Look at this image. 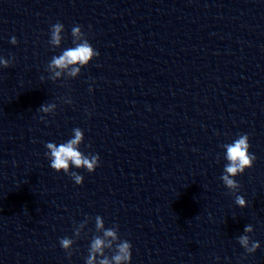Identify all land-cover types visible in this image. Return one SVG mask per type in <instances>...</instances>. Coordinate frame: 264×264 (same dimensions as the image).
Segmentation results:
<instances>
[{"label":"clouds","instance_id":"1","mask_svg":"<svg viewBox=\"0 0 264 264\" xmlns=\"http://www.w3.org/2000/svg\"><path fill=\"white\" fill-rule=\"evenodd\" d=\"M63 32L64 25L62 23L57 22L51 25L48 43L54 48L60 47L64 39ZM71 36L74 46L63 50L58 56H53L46 66L45 70L50 73L48 79L53 82L61 78L74 79L78 77L81 69L99 56V52L90 44L80 25L72 27ZM10 43L13 45L18 43L15 36L10 39ZM14 59V57L10 59L0 57V66L9 68L12 66ZM41 80H44L43 76ZM91 90L90 87L89 91ZM64 102L72 103L70 99H65ZM56 108L57 105L55 103H45L38 110L47 115L54 114ZM44 118L43 115L40 117L42 121ZM72 132V138L66 142L60 144L47 142L45 145L47 149L45 155L50 161L51 169L57 173L63 172L69 175L75 184L82 185L84 177L75 171H71V168L85 169L88 173H93L100 164V157L98 154L92 153L85 155L79 150L80 145L84 142V132L82 129L74 128ZM87 147L90 148L91 145L89 144ZM222 147L225 149L224 158L227 163L224 166L220 179L230 193L236 194L239 192L241 185L235 177L242 175L246 169L252 168L256 156L249 151L251 145L247 134H240L232 143L224 144ZM235 203L242 209L247 207V201L241 195L235 196ZM87 222L88 218L74 228V238L63 237L60 239V246L68 257L72 256L75 240L80 238L81 230L85 228ZM95 228L102 235L93 236L88 248L86 264H130L132 244L128 240L120 239L119 226L114 225L111 228L105 229L103 219L100 216H96ZM253 231L252 225H246L244 234L237 237L239 245L248 254L255 253L260 248V243L250 238L249 234ZM109 252L111 256L107 254Z\"/></svg>","mask_w":264,"mask_h":264}]
</instances>
